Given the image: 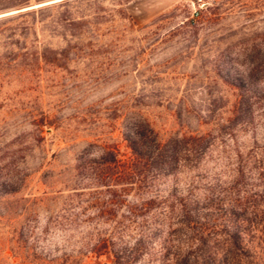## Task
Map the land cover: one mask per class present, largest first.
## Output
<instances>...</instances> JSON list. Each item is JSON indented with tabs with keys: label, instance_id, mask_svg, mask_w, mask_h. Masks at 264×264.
<instances>
[{
	"label": "rangeland",
	"instance_id": "rangeland-1",
	"mask_svg": "<svg viewBox=\"0 0 264 264\" xmlns=\"http://www.w3.org/2000/svg\"><path fill=\"white\" fill-rule=\"evenodd\" d=\"M232 82L264 96V0H0V264H113L104 238L143 235L134 264H161L169 238L222 243L235 191L264 189V102L231 125ZM137 120L163 142L205 139L112 201L98 161L133 158Z\"/></svg>",
	"mask_w": 264,
	"mask_h": 264
},
{
	"label": "trees",
	"instance_id": "trees-1",
	"mask_svg": "<svg viewBox=\"0 0 264 264\" xmlns=\"http://www.w3.org/2000/svg\"><path fill=\"white\" fill-rule=\"evenodd\" d=\"M231 84L240 92L236 107L232 111L233 117L228 119V122L233 125L241 121L242 124L249 125L255 119L254 106L258 102L256 99L264 102V96L247 92L245 82ZM123 137L132 150L133 158L125 162L119 158L115 149L104 147L95 172L98 184L107 186L114 196L118 190L122 191L123 195L130 191V188L123 186L122 189L117 190L119 185H140L154 171H173L178 156L182 153V147L202 146L205 139V136L197 134L163 142L150 124L141 120L135 121L129 129L124 131ZM193 148L190 151L195 150ZM257 163L259 165L255 168L261 169L258 175L264 184V150L255 162ZM238 174L240 177L245 176L242 167L238 170ZM237 192L236 190L227 208L229 219L224 227L225 239L222 243L213 242L210 245L204 231L191 235L187 241L189 243H185L182 239L173 245L169 238L165 240L163 246L161 264H264V189L262 193L254 192L251 195H241ZM123 195H119V198ZM111 200L119 199L115 196L111 197ZM152 203L153 200L146 201L141 208H150ZM182 205V220L179 225L190 226L194 220H192V210L186 204ZM171 207L174 210V205ZM142 236L130 249L117 250L114 242L109 238H104L102 245L107 252L113 254V264H134L139 258L148 254L147 245ZM139 264L150 263L140 262Z\"/></svg>",
	"mask_w": 264,
	"mask_h": 264
}]
</instances>
